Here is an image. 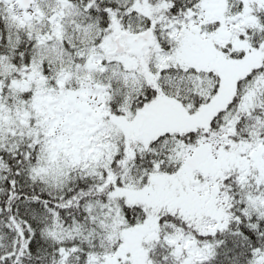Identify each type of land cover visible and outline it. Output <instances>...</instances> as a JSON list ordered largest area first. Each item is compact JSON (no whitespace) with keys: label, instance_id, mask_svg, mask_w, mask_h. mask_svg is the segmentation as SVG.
<instances>
[{"label":"snow or ice","instance_id":"6c2138e0","mask_svg":"<svg viewBox=\"0 0 264 264\" xmlns=\"http://www.w3.org/2000/svg\"><path fill=\"white\" fill-rule=\"evenodd\" d=\"M0 264H264V0H0Z\"/></svg>","mask_w":264,"mask_h":264}]
</instances>
